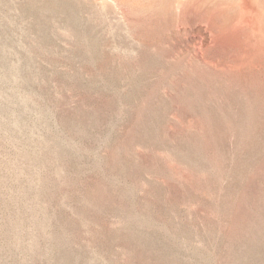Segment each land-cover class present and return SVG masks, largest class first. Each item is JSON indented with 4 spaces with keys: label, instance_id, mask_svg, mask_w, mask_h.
<instances>
[{
    "label": "rangeland",
    "instance_id": "rangeland-1",
    "mask_svg": "<svg viewBox=\"0 0 264 264\" xmlns=\"http://www.w3.org/2000/svg\"><path fill=\"white\" fill-rule=\"evenodd\" d=\"M0 264H264V0H0Z\"/></svg>",
    "mask_w": 264,
    "mask_h": 264
}]
</instances>
